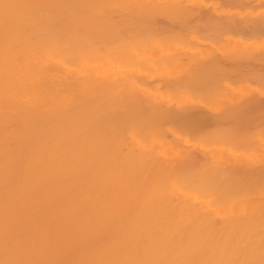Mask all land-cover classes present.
Segmentation results:
<instances>
[{
  "label": "bare ground",
  "instance_id": "6f19581e",
  "mask_svg": "<svg viewBox=\"0 0 264 264\" xmlns=\"http://www.w3.org/2000/svg\"><path fill=\"white\" fill-rule=\"evenodd\" d=\"M127 1L0 0V264H264V0ZM208 10L250 27L208 41ZM185 49L250 93L177 99ZM144 74L184 102H130Z\"/></svg>",
  "mask_w": 264,
  "mask_h": 264
},
{
  "label": "rangeland",
  "instance_id": "374dc122",
  "mask_svg": "<svg viewBox=\"0 0 264 264\" xmlns=\"http://www.w3.org/2000/svg\"><path fill=\"white\" fill-rule=\"evenodd\" d=\"M113 1H114V0H113ZM126 1H127V0H126ZM129 1H130V0H129ZM129 1H127V2H129ZM141 1H143V0H141ZM141 1L139 0V2H138V0H136V1H134V3L136 2V4H137V2L140 3ZM149 1H150V0H149ZM158 1H160V0H158ZM158 1L155 0V3H156L157 5H159V2H158ZM164 1H165V0H161V2H164ZM130 2H131V1H130ZM143 2L146 3L147 0H144ZM151 2L154 3V1H150V2H148V4H149L150 6L152 5V4H150ZM241 2H244V0H242ZM112 3H113V7H116V5L114 4V2L111 1V4H112ZM131 3H133V2H131ZM141 3H142V2H141ZM129 4H130V3H129ZM136 4H132L134 8H135V6H137ZM156 4H155V5H156ZM132 5L130 4V5H128V7L131 9V8H133ZM149 5H148V6H149ZM153 5H154V4H153ZM153 5H152V6H153ZM155 5H154V6H155ZM157 5H156V6H157ZM138 6L141 7L140 4H139ZM111 7H112V6H111ZM129 8H127L128 11L125 10V12L122 10V14H123V15H122L121 17L124 18L123 20H124L125 22H126V21H128V22L130 21V22H131V23L129 22V23H130V24H129L130 26H131V24L133 23L132 26H135V27H136L137 24H138L140 21L138 20V16H137V14H135V13L133 14V12H132L134 9L131 11V10H129ZM148 8H149V7H147L145 10L143 9L142 11H140V10H138V9L136 10V8H135L136 11H134V12H138V13H139V14H138V15H139V18H140L141 16H143V14H146V16H148V15H150V14L147 15V13H148V12L151 13L152 10H154V9H151V8H149V10H147ZM111 10H112V8H110V11H111ZM114 10H115V9H114ZM114 10H112V13L110 12V13H111L110 15L113 14ZM126 11L128 12V15H129V13H132V14H133V15H132L133 17H137V21H131V20H133V19H132L133 17H132L131 15H130V17H128V19H127V16H128V15H125V13L127 14ZM144 11H145V12H144ZM154 11L156 12V10H154ZM114 13H115V12H114ZM119 14H120V12H119ZM140 14H141V15H140ZM156 15H157V14H156ZM112 16H114V14H113ZM112 16H110V17H112ZM118 16H119V15H118ZM123 16H124V17H123ZM153 16H154V15H152L151 17H153ZM116 17H117V16L115 15L114 18H116ZM119 17H120V16H119ZM131 17H132V18H131ZM114 18H110V21H112V24H113V20H114ZM129 18H131V19H129ZM142 18H143V19H144V18L149 19L148 17H144V16H143ZM142 18H140V20H141ZM111 19H112V20H111ZM116 19H117V18H116ZM116 19H115L114 21H117ZM135 19H136V18H135ZM143 19H142V20H143ZM120 20H121V19H120ZM144 21H145V23H143ZM119 22H120V21H117L116 23H118V24L120 25V27H122V28H120V30L123 29V28H128V27H125V25H126L127 22H126V23L123 22L125 25L120 24V23L122 22V20H121L120 23H119ZM137 22H138V23H137ZM147 22H148V20H147ZM147 22H146V19L143 20V21H141V23H142V24H141V25H142L141 27L139 26L140 24H138L139 28H138V27H137V28L139 29V31H138L137 28H136V30H134L135 27H134L133 29H132V27H131V30L136 31V32H137V31H138V32H141L142 34L144 33V35L147 36V35H146L147 32L145 33V31H146V29L148 30L150 27L147 28V26L145 25V26H146V29L143 28V27H145L143 24H146ZM116 23H115V25H116ZM134 23H135V24L137 23V24L134 25ZM127 24H128V23H127ZM110 25H111V22H110ZM113 25H114V24H113ZM113 25L110 26V27L112 28ZM115 25H114V26H115ZM119 25H118V26H119ZM118 26L116 25V27H118ZM126 26H127V25H126ZM116 27L112 28V30L115 29ZM129 28H130V27H129ZM142 28L145 29V31H143ZM116 29H117V28H116ZM154 29H161V28H160V27H159V28L154 27L153 30H152L151 32H160V31H157V30L155 31ZM110 30H111V29H110ZM112 30H111L110 32H114V31H115V30H114V31H112ZM124 30H125V29H124ZM124 30H123V31H124ZM118 31H119V29L116 30V32H118ZM133 31H131V32H133ZM121 32H122V31H119L118 34L121 35V34L123 33V32H122V33H121ZM124 32H125V31H124ZM114 33H115V32H114ZM114 33H113V34H114ZM133 33L136 34L135 32H133ZM148 33H149V32H148ZM116 34H117V33H115V35H116ZM118 34H117V39L119 38V35H118ZM125 34H129V35H130V30H129V29H128V31L126 30ZM139 34H140V33H139ZM142 34H140V35H142ZM157 34H158V33H157ZM112 36H114V35H112V33H110V37H112ZM132 36H133V34H132ZM145 36L142 35L141 37H142V38H143V37L145 38ZM158 36H159V35H158ZM158 36H157V38H158ZM124 37H125V35H124ZM130 37H131V36H130ZM134 37H135V36H134ZM121 38H122V37H121ZM121 38H120V39H121ZM131 38H132V37H131ZM131 38H130V39H131ZM146 38H148V37H146ZM120 39H118L117 43H120ZM130 39H127V42H128ZM133 39H134V38H132L131 40H133ZM158 39H160V38H158ZM184 39H185V38H184ZM111 40H112V42H114L113 44H115V41H113V40H114V37H112ZM123 40H124V43H126L125 39H123ZM187 41H188V40H187ZM189 41H190V42H188V43H189L188 46H187V44H186V46H185V47H187V48L189 47V49H193L194 47L196 48V46H197V48H198V47H201V48L206 47L205 49L208 48L206 45L198 44L196 41H194V40H192V39H190ZM132 42H133V41H132ZM128 43H129V42H128ZM190 43H191L192 45H191ZM110 44H112V43H110ZM126 44H127V43H126ZM173 44H174V43H172V45H173ZM193 44H194L195 46H194ZM196 44H197V45H196ZM127 45H128V44H127ZM198 45H199V46H198ZM130 46H131V45H130ZM111 47L113 48L114 45H111ZM126 48H128V46H126ZM129 48H130V47H129ZM195 48H194V49H195ZM127 50H128V49H127ZM200 50H201V49H200ZM193 51H194V50L190 51V50H188V49H185V50L183 51V52H184V58H183L182 61H180V62L178 63L177 66H179V65L181 64V62L183 63V61H184L183 64H185V65L181 64V65H183V66L180 65L181 67H179L178 69H174V68H173V70H176L177 72H178V71H181V70L183 71V73H182V71L180 72V73H181L180 76H178V75L180 74L179 72H178V73L176 72V73H177V75H176L175 71L173 72V73H175V74H172V71H171V70H170V72H167V73H162V72H160V73H161L162 75H164L167 79H169V81H170V86H172V84L175 85V83H176V82H180V80L183 82V78H184V77L186 78L188 75L191 77L192 82L190 83V85H188V83H189V82H188L189 79H188V81H186L185 84H183L181 87H177L178 89L175 87V89L178 90L179 92H180V90L183 91L184 89H186V90H190L191 93H190L189 91H188L189 93H188L187 91H186V93H184L185 91H183V92H180V93H182V94L184 93L183 96H182V95H178V96H177V94H180V93L178 92V93L176 94V93L174 92V93L176 94L175 97H176L177 99L179 98V99H184V100H185V98H186V99L188 98V99L190 100V98H191V99L193 98L192 96L198 98L197 95H200V97H201V96H202V95H201L202 93H205V92H207V91L210 89L209 92H207V93H209V95H207V94L205 93V98H204V96L201 97V98H202V102H203V99H204V102H210V100H213V101H211V102H215L216 100L214 101V99H212L213 96L216 95V94H217V96H218V94L220 93V90H221V92H222V89H226V88H227L225 92L220 93V94H222V95L224 94L223 96H224V97L226 96L227 99H226V98L224 99L222 95H221L222 97H217V96H216L217 99H218V100L220 99V100H219L220 102H224V100H226L227 102H238V101L240 102V101L243 100V98H244L245 95H247V94L250 93V91H247L248 89L245 88V86L248 85V83H246V82H244V81L239 82V84H235V87H236V88H237L238 85H239L238 87H240V88H238L237 90H235L234 92H232V88H229L230 85H231V83L229 82V80H228V78H227L226 76H222V75H219V74L215 76V74H213L215 71L218 70V67H216V65H214V64H213V65H209L210 69H207V68H206V72H207L206 77L210 75L211 78H210V77H209V78H208V77L205 78V76H204L203 78H201V79H203V81H202V80L200 79V77L203 76L202 74H205V69H203L204 73H202V72H201L202 69H199V68H201V67L203 68V67L205 66L204 62L201 61V65H203V66H199V67H195V68H194V67H190V66L188 65V64L191 63V62H192L191 64L193 65V62H195V59H196L195 57H196V55H195V53H193ZM185 53H186V54H185ZM193 54H194V55H193ZM187 55H189V56H187ZM190 56H191V57H190ZM193 56H195V57H194L195 59L193 58ZM190 58H191V61H188L187 59H190ZM192 58H193V59H192ZM185 60H187V63H188V64L186 63ZM192 60H194V61H192ZM199 61H200V60H199ZM222 61H224V60H222ZM191 64H190V65H191ZM194 65H196V64L194 63ZM177 66H172V67H176V68H177ZM213 66H215V67H213ZM187 67H189V70H188ZM211 67L213 68L212 70H211ZM214 68H216L217 70L214 69ZM185 69L188 70V72H187ZM184 70H185V71H184ZM192 70H193V71H192ZM157 71H158V72H157ZM196 71H197V72L200 71V75H202V76H200L199 74L195 73ZM209 71H212V72H210V74H209V73H208ZM241 71H242V70H241ZM143 72H144V71H143ZM192 72H194L197 76L194 75L193 78H192V76L190 75V73L192 74ZM144 73H146V72H144ZM147 73H148V72H147ZM158 73H159V70L157 69L156 72H154V74H158ZM194 73H193V74H194ZM211 73H212V74H211ZM215 73L217 74V72H215ZM182 74L187 75V76H183ZM166 75H167V76H166ZM212 75H214V76H212ZM137 76H138V77H137ZM144 76H145L146 80L148 81V76L146 77V74H144ZM199 76H200V77H199ZM218 76H219V77H218ZM136 77L139 78V75H136ZM155 77H156V78H155ZM158 77H159L158 75H155V76L152 78V80H153V79H157ZM194 77H197V78H195V79H200L201 82H202V85L199 84L200 81H199V82H197L196 80L193 81ZM216 77H217L218 82H217L216 79H215ZM149 78H150V76H149ZM212 78H214V79H212ZM222 78H224V79H222ZM172 79H174V80H172ZM204 79H205L206 81L209 79L210 82H209V81L206 82V81H204ZM211 79H212V80H215V82L213 83V81H212ZM185 80H186V79H185ZM191 80H190V81H191ZM219 80H221L222 82H220ZM173 81H174V83H173ZM211 81H212V82H211ZM149 82H150V83H149ZM193 82H195L196 85H195V84H192ZM203 82H206L207 84H206V83H203ZM216 82H217L218 84L220 83V85L215 84ZM225 82H227V83L225 84ZM148 83H149V84L152 83V84H151V87H152V85H153V87H154L153 89H154V90H153V89H152V90L155 91V92H151V90H150L151 93H149V92H148V93H147V92H142L141 90L139 91V90L134 89L135 87L130 86V85H128V84L126 83V84H125V93H126L127 98L129 97V98H128L129 101H130V100H133V99H131L132 96H138V95H139V94L136 95L137 92H138V93L141 92V93H140V94H142L141 96H142V97H146V98H148V99L150 100V102H169V101H168L169 99L172 100V95L174 94L172 91H171V92H172L173 94H171V92H170V95H169V91H168V92H166L167 95L164 93V95H165L164 97H165V98H163V97L161 98V97H158L161 93H160V91H157V89L155 88L156 85H154V83H153L152 81H148ZM208 83H209V84H208ZM210 83H213V84L211 85ZM221 83H222V84H221ZM186 84H187V86H189V87H185ZM198 84H199V85H198ZM205 84H206V85H205ZM214 84H215V85H218V86H221L222 89L219 88V87H217V86H214ZM227 84H229V85H227ZM240 84H241L242 86H241ZM250 84H251V83H250ZM184 85H185V86H184ZM192 85H194V87H192ZM209 85H210V86H209ZM244 85H245V86H244ZM251 85L254 86V87H253V90H257V89H255V87L258 88V89H260V88H261V89H264V87H258V85H254V84H251ZM128 86H129V87H128ZM195 86H196V87H195ZM200 86H201V88H200ZM203 86H205V87H207V88H205V87H203ZM248 86H249V85H248ZM126 87H127V88H126ZM197 87H199V88H197ZM208 87H209V88H208ZM210 87H213V88H210ZM242 87H243V88H242ZM250 87H251V86H249V88H250ZM203 88H204V89H203ZM206 89H208V90L205 91ZM213 89H216V90H217V89H218V90L220 89V90H219V93H217L218 91L213 90ZM243 89H246V90H243ZM126 90H130V91L126 92ZM131 90H132V91H131ZM133 90H134V91H133ZM194 90H195V92L192 93V91H194ZM198 90H199V91H198ZM201 90H202V91H201ZM211 90H212V92H210ZM227 90H229V91H227ZM135 91H136V92H135ZM197 91H198L199 94H197ZM203 91H205V92H203ZM245 91H247V92H245ZM259 91L264 95V91H263V92H262L261 90H259ZM132 92H133V93H132ZM156 92H158V93H160V94H158V93L155 94ZM201 92H202V93H201ZM227 92H230V93H227ZM129 93H130V94H134V93H135V95H131V97H130V96H129V95H130ZM145 93H146V94H145ZM213 93H214V95H213ZM231 93H232V94H231ZM234 93H235V95L237 94L235 97H237L238 99H236V98H234V97H233L234 99L231 98L232 95L234 96ZM240 93H241V94H240ZM128 94H129V95H128ZM147 94H148V95H147ZM187 94H191L192 96L188 95V96H190V97H188V96H186ZM227 94H228L229 96H230V94H231V96L229 97ZM238 94H240V95H238ZM242 94H243V95H242ZM244 94H245V95H244ZM145 95H146V96H145ZM152 95H154V96H152ZM168 95H169V97H168V100H167V99H166V96H168ZM184 95H185V97H184ZM206 95H207V96H206ZM212 95H213V96H212ZM139 96H140V95H139ZM141 96H140V98H141ZM160 96H161V95H160ZM162 96H163V95H162ZM173 96H174V95H173ZM208 96H209V97H208ZM211 96H212V97H211ZM151 97H153V98H151ZM175 97H173V98H174V101L172 100V102H184L183 100H182V101H176ZM180 97H181V98H180ZM182 97H183V98H182ZM200 97H199V99L201 100ZM210 97H211V99H210ZM216 97H214V98H216ZM154 98H155V99H154ZM196 98H195V99H196ZM206 98H207V99H206ZM208 98H209V99H208ZM195 99L193 98L192 100H195ZM199 99H197V101L200 102ZM232 99H233V100H232ZM189 100H188V101L186 100V102H189ZM234 100H235V101H234ZM126 101H127V100H126ZM129 101H128V102H129ZM133 101H134V100H133ZM197 101H195V102H197ZM219 101H218V102H219ZM226 101H225V102H226ZM130 102H131V101H130ZM216 102H217V101H216Z\"/></svg>",
  "mask_w": 264,
  "mask_h": 264
},
{
  "label": "crops",
  "instance_id": "0c3cea01",
  "mask_svg": "<svg viewBox=\"0 0 264 264\" xmlns=\"http://www.w3.org/2000/svg\"><path fill=\"white\" fill-rule=\"evenodd\" d=\"M241 3H243V2H240V4ZM199 19H200L199 20L200 24H198L199 25L198 27L202 31L204 30V32L206 33V36H204L203 38L208 40V41L212 40V41L218 42L219 41L218 38H220L222 40L226 36V33L224 32V28H223L225 26H227V27L231 26V28H230L231 31H232V29L239 30V28H240L239 31H241V30L246 29L247 26H249L246 23H244V22H246V20L244 22H242L243 20L241 18H237V17H233V16L228 17V16L219 15V14H216L213 10L204 11L202 17H200ZM213 22H215V23H213ZM220 22L222 24H220ZM228 22L231 23V25ZM243 26H245L244 29H243ZM239 31H235V32L232 31V34L236 35L235 34L236 32L241 34ZM220 36H222V37H220Z\"/></svg>",
  "mask_w": 264,
  "mask_h": 264
}]
</instances>
